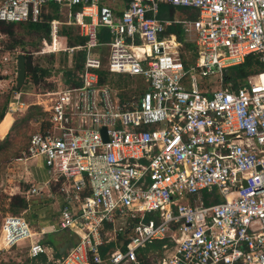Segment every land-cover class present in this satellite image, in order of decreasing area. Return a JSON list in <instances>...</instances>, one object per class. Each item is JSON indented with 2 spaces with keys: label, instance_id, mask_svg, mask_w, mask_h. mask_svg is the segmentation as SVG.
I'll return each instance as SVG.
<instances>
[{
  "label": "built area",
  "instance_id": "built-area-1",
  "mask_svg": "<svg viewBox=\"0 0 264 264\" xmlns=\"http://www.w3.org/2000/svg\"><path fill=\"white\" fill-rule=\"evenodd\" d=\"M162 3L198 15L163 18ZM52 5L64 19H45ZM0 21L48 22L39 53L84 52L78 84L39 93L48 125L17 157L41 158L46 184L67 197L56 225L78 238L59 264H145L139 249L155 240L166 241L150 264H264V69L241 86L223 80L249 53L264 65V0H0ZM62 24L85 40L61 46ZM170 24L194 45L187 68ZM101 69L145 86L121 96ZM213 76L214 88L203 81ZM19 193L29 200L40 189ZM119 217L127 240L102 257L100 246L115 239L104 222ZM48 231L35 232L24 212L6 213L0 249L28 242L35 257L46 246L34 236Z\"/></svg>",
  "mask_w": 264,
  "mask_h": 264
},
{
  "label": "rangeland",
  "instance_id": "rangeland-1",
  "mask_svg": "<svg viewBox=\"0 0 264 264\" xmlns=\"http://www.w3.org/2000/svg\"><path fill=\"white\" fill-rule=\"evenodd\" d=\"M196 10V9H195ZM194 10V12H195ZM197 11V10H196ZM185 12L180 9L174 11L173 17L182 18L188 17L184 15ZM194 15V13H193ZM61 19H64V15H60ZM72 31H76L75 27H70ZM59 40L64 43L68 42V39L62 35ZM42 37H45L42 32L30 30L26 27L20 26L19 24L8 25L7 23H0V106L7 99V106L5 114L9 116V126L7 123H2L3 118L0 120V141L7 138V142L3 144L0 149V223L2 217L6 213L19 214L24 212L27 216L35 218L32 222V228L35 232H40L42 224L39 221L38 216H34L29 204L31 198L26 200L28 206L26 209L18 207L15 211L10 207L11 196L21 195L18 194L19 185L21 187L29 186L27 180H24L25 173L23 167L26 165V161L17 160L21 150L26 145L29 136L38 130L45 127L46 116L43 111L39 110L36 101L40 99L39 93L44 90L56 89L61 87L64 83V72L68 67V55L66 51H56L39 53L41 50ZM65 39V40H64ZM108 47H104L105 53ZM18 53L27 54L30 57L33 65L45 67L50 69V74L42 77L38 82H23L20 86V90L16 89V58ZM177 54L184 59L188 58L189 52L182 46L177 48ZM108 55V52H107ZM107 62V56L103 59ZM112 79H117V75L111 76ZM210 79V80H209ZM204 79L207 82L209 80L212 83L213 88L219 84L215 81V77ZM125 85L119 88L121 94L130 95L134 90V84L144 87V83L140 82L138 78L133 76H126ZM135 93V92H133ZM37 108H33V107ZM32 107V108H31ZM30 115H29V109ZM29 115V116H28ZM26 118V119H25ZM24 173V174H23ZM19 184L18 186H15ZM52 189L56 194L59 193L56 184H52ZM24 197V196H23ZM123 225V220L119 217L111 224L110 228H105V231L114 235V230ZM52 228V227H51ZM48 227V230H52ZM109 233V234H110ZM51 236L55 243L54 245L49 244L48 246L52 249V252L67 251L72 246L69 238L73 236L78 238L72 230L61 229L59 231L49 232L47 234L35 235L34 239L42 238L47 239ZM27 243L21 242L18 245L13 246L10 249H0V264H32V261L36 263L39 259H31L27 252ZM71 245V246H70ZM154 252V251H153ZM155 253L145 255L147 261L152 260ZM166 253V252H165ZM164 253V254H165ZM47 256L46 251L41 253L38 258L45 259ZM59 260V259H58ZM56 263V262H55Z\"/></svg>",
  "mask_w": 264,
  "mask_h": 264
},
{
  "label": "trees",
  "instance_id": "trees-1",
  "mask_svg": "<svg viewBox=\"0 0 264 264\" xmlns=\"http://www.w3.org/2000/svg\"><path fill=\"white\" fill-rule=\"evenodd\" d=\"M163 7H166L169 11V16L166 15L167 17H165V18H172L173 16L170 14V11H171L170 9H172L174 7L173 6H166L162 3L159 5V11H160V9H163ZM177 7L180 8L183 6H177ZM56 10H57V5H52V8L50 10L51 12L44 14L45 19L49 20L53 17H60V14H56L54 12ZM189 15H190L189 17L193 16V14H189ZM0 23H6V22L0 21ZM15 23L19 24L20 26L26 27L30 30L42 32L45 37H42V41H41L40 45L43 44L44 41H48L50 39V27H49L48 22H30V21H27V22H10L7 24L13 25ZM166 29L169 33L173 34L176 37V39L181 43V46L184 47L189 52L187 59L182 58L184 66L187 68L188 66H190L194 62L195 57H196L194 45L191 42L185 41L183 29L180 25L170 24V25L166 26ZM60 32L62 35H64L68 39V42H70L69 44H71V45L82 43L85 40L84 37L77 35V34H73L72 29L70 27L63 26L61 28ZM105 34H106V32H105ZM24 56H25V66H26V73H25L24 82L36 83L42 77L50 74L49 68L40 67L38 65H33L31 63L30 57L27 54H24ZM75 57H76V60L74 63V69L80 71V69L82 68V63H83V60H82L83 52L81 50L77 51ZM261 69H264L263 63L260 62V60L258 59L256 54L249 53L248 55L245 56L243 62L224 68L223 80L225 83H227V82L232 83L234 87L241 86V85L246 84V78L248 75H250V74H252L258 70H261ZM66 74L70 75L71 69L67 68ZM111 76H109V73L105 69L99 70V77H100V80L102 82H109L110 84L117 86V87L125 86V84L127 83V82H125V78H126V76H128L127 74H117V77H118L117 79H112ZM70 79L73 80V82L75 84L76 83L78 84L79 80L77 79L76 74H74V76L72 75V77ZM70 79H67V81H70ZM16 89L20 90V87H17V85H16ZM7 103L8 102L6 99V101L0 106V120L3 118V116L5 114ZM38 106L39 105H37V107ZM37 107L35 106L33 108H37ZM31 108L29 109V115H30ZM39 110L43 111V109L41 107L39 108ZM44 122H45V127L41 130H44L48 125L47 121H44ZM6 142H7V138L0 141V149H2L3 144ZM27 142H26V144H27ZM208 202L209 201H207V203ZM27 206H28V203L22 195H12L11 196L10 207H12V209L14 211L18 207L26 209ZM111 224L112 223H110V222H104V225H103L104 229L110 228ZM129 232H130V226H125L123 228L115 229L114 230L115 239L107 241L100 246V255L102 257H105L106 252L108 250H113L115 248L116 243L117 244H119L120 242L124 243L127 240L126 236L128 235ZM76 240H77L76 236L69 238V241H71V243H72L71 245H73L76 242ZM47 241L51 245H54V243H55V240L51 236L47 237L46 240L45 239L43 240V242H47ZM165 241L166 240H155V241H152L150 243L143 245L139 249V252H138L139 259H141L145 264H150L152 260L161 257L162 252H163L162 244ZM67 251H61V252H59V255L63 256L67 253ZM155 252H157V253L154 254V256H152L153 257L152 260L147 261L144 258L145 255H148L150 253H155ZM92 264H98V263H92Z\"/></svg>",
  "mask_w": 264,
  "mask_h": 264
},
{
  "label": "crops",
  "instance_id": "crops-1",
  "mask_svg": "<svg viewBox=\"0 0 264 264\" xmlns=\"http://www.w3.org/2000/svg\"><path fill=\"white\" fill-rule=\"evenodd\" d=\"M163 4L166 5V6H171V5H168L166 3H163ZM176 9H180V10H182V12L184 11L185 12L184 15H187L188 17L190 16L189 14H193L194 13V15L191 16L190 18H195L198 15V13H197L198 11H196L194 8H190V7H180V8L177 7L176 8V7H174L172 9H170L171 10L170 14L172 16H173L174 11ZM194 10H195V12H194ZM166 15L169 16V11H168V9L166 7H163V9H160V11L158 13V16L165 18V17H167ZM58 18H60V17H58ZM63 26L71 27L69 25H63V24L60 25L58 38H57L58 41H59V44L61 46H72L71 44L66 43L65 39H64L65 40L64 43H62V41L59 40L61 37H63L61 32H60V30H61V28ZM49 27H50V25H49ZM72 32H73V34H77L76 31H72ZM50 39H51V29H50ZM50 39L48 41H44V42L48 43V42H50ZM73 45H75V44H73ZM77 51H79V50H77ZM77 51L72 52V53H69L68 51H66L67 55H68V64H69L67 68L71 69V74L67 75L66 71L64 72L65 75H64V83L63 84L74 83L73 80L70 79L72 77V75L74 76V74L77 75V79H78V73L81 71L82 68L80 69V71L74 69V63H75V60H76L75 55H76ZM103 54H104V56H103L102 59L105 58V56L107 54V50H106V53H105V50L103 49ZM83 59H84V52H83L82 60ZM103 64L106 65L104 60H103ZM82 67H83V63H82ZM111 75L113 76V75H117V74H110L109 73V76H111ZM129 76H131V75H129ZM135 78H138V77H135ZM67 79H70V81H67ZM138 80L140 82H142L139 78H138ZM110 85L113 88H115L116 90H118V91L120 90L119 88L115 87L114 85H112V84H110ZM134 86L135 87H134V90H132V93L133 92H137L136 90L141 88V86H138L137 84H134ZM122 87H120V88H122ZM125 87H127V85H125ZM143 88H141V89H143ZM120 95L121 96H125V97L128 96V95L121 94V93H120ZM25 163H26V165H25V167H23V172L25 173L24 180H27V182H28L27 184L29 185L27 187L35 186V187L40 189V193L39 194L30 196V198L32 199L30 204H29V207L31 208V211L33 212L34 216L37 215L38 218H39V221L41 223H43L42 227H45L46 230H48L47 229L48 227H50V228L52 227L51 228L52 230L51 231L49 230L45 234H47L49 232L61 230V229L57 228L56 221H57L58 211L62 207L63 203H65L64 201L67 200L66 195L64 193L60 192L59 185H57L59 193L56 194L55 191H53L54 189L52 188V186H53L52 184L53 183L46 184V180H48V173H47L46 167H45V165L43 163V160L41 158L37 157V158L28 159V160H26ZM18 185L19 184L15 185V186H18ZM19 187L20 188H18V194H20L19 192L22 189L27 188V187H21L20 185H19ZM34 221H35V218H33V221L31 220V225H32V222H34ZM44 243H45V246H46V250L45 251L47 253V256L45 257V259L38 258L39 255H37L35 257H32L31 259H39L38 261H36V263L34 261H32V264H59L60 260H58V259H60V257H61L59 255V253L58 252H52V249H50V247L48 246L49 245L48 241L44 242Z\"/></svg>",
  "mask_w": 264,
  "mask_h": 264
},
{
  "label": "water",
  "instance_id": "water-1",
  "mask_svg": "<svg viewBox=\"0 0 264 264\" xmlns=\"http://www.w3.org/2000/svg\"><path fill=\"white\" fill-rule=\"evenodd\" d=\"M16 85L20 87L25 80L26 66H25V56L23 53H18L16 58ZM104 132V128H102Z\"/></svg>",
  "mask_w": 264,
  "mask_h": 264
},
{
  "label": "bare ground",
  "instance_id": "bare-ground-1",
  "mask_svg": "<svg viewBox=\"0 0 264 264\" xmlns=\"http://www.w3.org/2000/svg\"><path fill=\"white\" fill-rule=\"evenodd\" d=\"M157 37L158 39H166L167 38V33L164 31H161L159 33H157ZM2 123H7L9 125V116L8 114H5Z\"/></svg>",
  "mask_w": 264,
  "mask_h": 264
}]
</instances>
